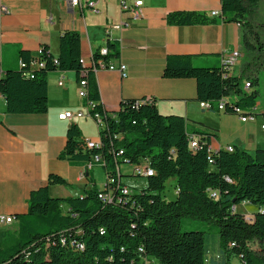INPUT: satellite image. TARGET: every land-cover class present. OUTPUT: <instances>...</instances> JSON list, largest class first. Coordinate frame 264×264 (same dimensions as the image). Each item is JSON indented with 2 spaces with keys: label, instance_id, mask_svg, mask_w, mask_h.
Returning a JSON list of instances; mask_svg holds the SVG:
<instances>
[{
  "label": "trees",
  "instance_id": "1",
  "mask_svg": "<svg viewBox=\"0 0 264 264\" xmlns=\"http://www.w3.org/2000/svg\"><path fill=\"white\" fill-rule=\"evenodd\" d=\"M221 19L243 26L246 63L241 76L232 66L199 67L190 56L171 55L164 68L166 79H193L197 100L225 112L255 118L259 73L264 71V23L251 18L261 0H221ZM206 13L174 12L167 22L175 26L218 23ZM103 49L107 50L102 54ZM117 41L107 40L92 63L82 58L81 36L67 30L60 37V52L47 45L40 51H19L20 65L0 67V95L11 115H39L49 111L48 76L73 72L86 82V105L100 115V140L88 146L81 128L72 124L59 159L82 165L83 179L93 184L82 196L53 197L51 188H72L62 176L50 174L47 182L31 192L29 211L17 215V224L0 233V264H264V146L254 154L243 149L214 150L211 135L190 136L181 116L160 113L153 99H127L115 114L100 103L96 73L120 57ZM238 59H235V64ZM248 80L252 90H244ZM247 83V82H246ZM254 89V90H253ZM234 96V97H233ZM233 97V98H232ZM264 117V113H259ZM197 140L193 149L191 142ZM150 171L148 185L125 193L122 166ZM106 176L103 189L92 178L94 168ZM133 176L143 178L135 170ZM138 174V175H137ZM176 180L173 200L163 195L166 184ZM103 196V200L100 198ZM241 204L258 209L251 219L238 211ZM184 218L216 226V234L182 231Z\"/></svg>",
  "mask_w": 264,
  "mask_h": 264
},
{
  "label": "crops",
  "instance_id": "2",
  "mask_svg": "<svg viewBox=\"0 0 264 264\" xmlns=\"http://www.w3.org/2000/svg\"><path fill=\"white\" fill-rule=\"evenodd\" d=\"M141 1L144 2L141 18L134 22L122 13L121 0H95V8L87 0H80L78 6L71 5L69 0H2L10 14L3 16L0 23L1 66L5 71L16 69L20 65V50L37 52L44 45L58 55L60 37L67 30L80 34L82 58L90 65L94 53L111 39L119 43L121 51L120 57L111 62L116 66L125 64L128 77L123 78L119 72L110 70L96 73L100 103L106 112L117 113L123 100L153 99L161 114L183 117L190 136L211 135L210 144L216 151L232 146L254 154L263 147L264 117L259 114L264 113L263 103L257 101L258 115L243 122L241 116L219 111L217 107L203 108L202 102L197 100L195 80L166 79L163 75L167 57L171 55L190 56L199 67H220L224 56L238 52L240 55L232 74L241 76L246 63L243 26L225 23L221 16L217 18L218 23L208 25L175 26L167 22V16L174 12L210 15L218 11L221 14V0ZM125 22H130V26L126 27ZM116 25L122 29H113ZM48 87L49 111L46 114H8L5 99L0 95V215L15 217L14 225L7 229L17 224V215L29 211L31 192L43 186L50 174L62 176L73 186H54L51 194L62 187L74 189L75 196H82L85 190L93 187L82 178V165L59 159L72 124L81 128L86 140H100L99 129L97 133L88 129V119L95 121L86 100L79 95L76 74L52 72L48 76ZM69 112L83 113L85 117L59 119ZM96 170L91 172L95 182ZM130 173H125V177L135 178L133 171ZM64 191L65 196L61 198L74 196ZM250 208L253 213L258 209L252 205ZM238 264H241L239 260Z\"/></svg>",
  "mask_w": 264,
  "mask_h": 264
},
{
  "label": "built area",
  "instance_id": "3",
  "mask_svg": "<svg viewBox=\"0 0 264 264\" xmlns=\"http://www.w3.org/2000/svg\"><path fill=\"white\" fill-rule=\"evenodd\" d=\"M69 2L71 3V5L73 6H78L80 3V0H69ZM87 3L95 8V0H87ZM144 6V2L141 0H121V11L123 14H126L129 16V18H131L134 22L138 21L141 18V7ZM91 7V8H92ZM95 12H97V10H94ZM10 14V9L3 4L2 0H0V23L2 21L3 16L9 15ZM211 18H218L221 16L220 12L218 11H213L211 12V14L209 15ZM126 27L130 26V22H125ZM113 29H122V26L120 25H116L112 27ZM40 51V49L38 50ZM102 51H107L106 49H103ZM239 53L235 52L232 53L230 55L224 56L223 57V61L226 62L227 64H229L230 66H232V68L235 66V59L239 58ZM0 67H1V63H0ZM105 70H110V71H117L121 74V76L123 78H127L128 77V68L125 64H121L119 66H116L114 64L109 65ZM60 86H63V82H60L59 84ZM80 85V92L79 95L81 98L86 100L87 97V88H86V82L82 81L79 83ZM251 85L250 82H247L244 86V90L246 92H249L251 90ZM201 106L205 109H212V105L208 102H204L201 103ZM90 110L93 109L92 105H89ZM219 111L225 112V104L224 102H221V104H219L218 106ZM236 115L241 116L242 121L246 122L248 120H253V117H244L242 116V110H236ZM90 116L92 117V119L95 121L96 125L98 126V129L102 126V120L100 115L96 114L95 117L92 116L91 112H90ZM84 118L85 114L83 113H78V114H74L72 112L69 113H65L62 114L61 116H59L60 120H71L73 118ZM88 142V146L90 148H93L96 145V142L91 141V140H87ZM191 147L193 149L198 147V142L197 140H194L191 142ZM234 147L232 146H228L227 150L229 152H233ZM134 170L136 172H138V174H142L143 178H145V175H151L152 173L150 171H146L144 170V168L142 169H135ZM137 174V175H138ZM84 177V175L82 176V178ZM125 193H130V191L125 187ZM100 198L103 200V196H100ZM251 219V218H248ZM15 222V217L13 216H3L0 215V226H10V225H14ZM143 264H153L152 261L150 260H145Z\"/></svg>",
  "mask_w": 264,
  "mask_h": 264
},
{
  "label": "rangeland",
  "instance_id": "4",
  "mask_svg": "<svg viewBox=\"0 0 264 264\" xmlns=\"http://www.w3.org/2000/svg\"><path fill=\"white\" fill-rule=\"evenodd\" d=\"M251 20L255 23V24H263L264 23V0H261V3L259 5V8L254 12ZM259 77H260V83L258 86H255L254 89H258L259 91V95L257 97V101L261 102L264 104V71H261L259 73ZM246 82H248V80H243V84L245 85ZM252 88V87H251ZM253 89V90H254ZM234 97V96H233ZM232 97V98H233ZM90 126H89V131L93 132V133H97L98 132V127L96 125L95 122H93L91 119H88ZM134 171V168H132L131 166L125 165L122 166V172L126 173V174H131L130 172ZM124 183H125V187L130 191V192H139L142 190L143 188H146L148 185L147 179L146 178H142V179H138V178H133V177H125L124 178ZM106 182V176L104 173V170L101 168H97L96 170V187L98 189H101L102 187H104V183ZM175 184H176V180H170L167 182L166 184V189L163 193V195L165 196V198L167 200H173L176 197L175 194ZM67 190L68 192H70L72 195H77L73 190L74 189H67V188H62V187H58V189H55L52 192V196L53 197H58L61 198L63 196H65V191ZM75 193V194H74ZM251 205H247V204H241L240 206H238L237 210L240 212H244V214L247 216V218H251L252 214H253V209L250 208ZM8 226H0V233L7 231ZM217 227L216 226H212L208 223L202 222V221H198V220H193V219H188V218H184L183 222H182V231H195V230H201V231H205L207 233H211V234H216L217 232ZM233 264H238V260H235Z\"/></svg>",
  "mask_w": 264,
  "mask_h": 264
},
{
  "label": "bare ground",
  "instance_id": "5",
  "mask_svg": "<svg viewBox=\"0 0 264 264\" xmlns=\"http://www.w3.org/2000/svg\"><path fill=\"white\" fill-rule=\"evenodd\" d=\"M107 53V51H102V54H106ZM237 110H239V109H237ZM148 176H150V175H145V178H147Z\"/></svg>",
  "mask_w": 264,
  "mask_h": 264
}]
</instances>
